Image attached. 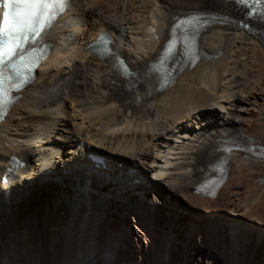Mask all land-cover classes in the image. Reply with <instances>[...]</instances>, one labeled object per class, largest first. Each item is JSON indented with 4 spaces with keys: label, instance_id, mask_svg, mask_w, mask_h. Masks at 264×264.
Returning <instances> with one entry per match:
<instances>
[{
    "label": "bare ground",
    "instance_id": "obj_1",
    "mask_svg": "<svg viewBox=\"0 0 264 264\" xmlns=\"http://www.w3.org/2000/svg\"><path fill=\"white\" fill-rule=\"evenodd\" d=\"M90 1L70 0L46 31L51 51L0 122V176L8 155L23 161L0 182V264H264V20L235 26L228 0H123L118 17ZM199 12V59L154 92L86 47L106 31L137 73ZM231 140L258 154L227 151L216 195L197 193Z\"/></svg>",
    "mask_w": 264,
    "mask_h": 264
},
{
    "label": "snow or ice",
    "instance_id": "obj_2",
    "mask_svg": "<svg viewBox=\"0 0 264 264\" xmlns=\"http://www.w3.org/2000/svg\"><path fill=\"white\" fill-rule=\"evenodd\" d=\"M240 2L245 3L246 0H240ZM247 2L252 3L255 14H264V0H247ZM14 3L24 6L25 10L19 11L13 7L11 11H5L2 14V20H0V41L6 40V45L0 47V65H5L6 61L18 54L19 50L30 39L29 32L39 35L44 23L41 18V10L50 6L49 0H14ZM198 23V17L182 19L173 26L172 31L175 33L178 30L196 29ZM174 43L175 41H172L167 45L165 60L174 51ZM19 59L23 61L24 56L21 55ZM23 66L25 68L29 67L27 64ZM6 79L7 77L3 71H0V107L11 102L8 90L5 87ZM215 186V182H212L205 185L201 190L214 194Z\"/></svg>",
    "mask_w": 264,
    "mask_h": 264
},
{
    "label": "rangeland",
    "instance_id": "obj_3",
    "mask_svg": "<svg viewBox=\"0 0 264 264\" xmlns=\"http://www.w3.org/2000/svg\"><path fill=\"white\" fill-rule=\"evenodd\" d=\"M122 1L123 0H91L90 2L91 3H94V2H99L100 4V6L103 8V9H107V10H110L111 12H110V14L111 15H113V16H119V15H121V12L122 11H120V8L118 7V8H116L117 6V4L119 5L120 4V2L122 3ZM127 1H129V0H126L125 2H127ZM124 8H128V7H124ZM125 10H127V9H124L123 11H125ZM231 18H234V17H231ZM147 33H149L150 35H153L154 34V29L152 28V27H149V29L147 30ZM115 37V36H114ZM75 97V96H74ZM74 97H71V98H73V100H75V98ZM70 118V117H73V114L72 113H68V116H64L63 114H60V115H58L57 116V118H58V120H61V119H65V118ZM48 133L47 132H45L44 133V135H42V138H45V136L47 135ZM7 139V141L9 142V144H13V146L14 145H16V146H21V145H23V146H27L28 144H30V145H36V144H39V142H40V139L39 138H32V139H30L31 141H29V142H26V141H24V140H22V139H10L9 137H6ZM48 140H50L51 139V137H48L47 138ZM121 168H125L124 166L123 167H121ZM150 175V174H149ZM106 187H110L109 185H107V184H105V185H103L102 186V189L103 188H106ZM102 192H106V191H102ZM99 193V196H102V194L104 195L105 193ZM108 193V192H107ZM111 195H112V191H111ZM122 197H124V196H122ZM108 199V198H107ZM111 199V198H110ZM114 200H116L117 202H118V204H120V203H122L123 204V202L122 201H124V202H126V203H129L130 204V207H131V202L130 201H127V200H124L123 198H117V199H114ZM132 201H134V200H132ZM104 202V201H103ZM113 202H115V201H113ZM186 205V204H185ZM16 211H17V209H15ZM178 210V209H177ZM116 212H115V214H114V216H113V218L108 222V224H107V226L109 227V226H111V225H114L115 226V224H117L116 222V220H115V215L116 216H118L119 215V212H118V209L116 208V210H115ZM114 212V211H113ZM178 212H180V211H178ZM41 214V213H40ZM34 217V216H33ZM28 218V217H27ZM26 218V219H27ZM37 221V220H36ZM114 221V222H113ZM106 226V227H107ZM35 232H36V228H35ZM32 243H33V246H34V248H33V250H35V248H37V245H36V238H33V241H32ZM19 255H20V253H19Z\"/></svg>",
    "mask_w": 264,
    "mask_h": 264
}]
</instances>
